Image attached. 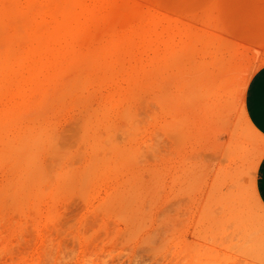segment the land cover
Returning a JSON list of instances; mask_svg holds the SVG:
<instances>
[{"label":"rangeland","instance_id":"1","mask_svg":"<svg viewBox=\"0 0 264 264\" xmlns=\"http://www.w3.org/2000/svg\"><path fill=\"white\" fill-rule=\"evenodd\" d=\"M250 32L264 35V0H0V264H264V137L247 141L238 198L213 183L227 135L202 120L224 63L247 139L244 90L264 62ZM29 132L48 177L24 185L13 147Z\"/></svg>","mask_w":264,"mask_h":264},{"label":"bare ground","instance_id":"2","mask_svg":"<svg viewBox=\"0 0 264 264\" xmlns=\"http://www.w3.org/2000/svg\"><path fill=\"white\" fill-rule=\"evenodd\" d=\"M59 3H60V1H58ZM56 3V4H58V6H59V3ZM60 4H62V3H60ZM36 5V4H35ZM44 6H47V7H49V4H47V5H44ZM61 6V5H60ZM60 6L59 7H57L56 5H55V9H57L58 8V10L56 11V13L58 12L59 13V16H60V18H62L63 17V19H61V21H64V20H66L67 18H66V16L68 17L69 16V14H67L66 12L65 13H63L64 14V16L62 15V12H64V9H66V8H64L63 9V11L61 10L62 8H60ZM63 6V5H62ZM40 7V6H39ZM43 8H45V7H43L42 6V8L41 9H43ZM127 8H128V6H127ZM125 9H126V7H125ZM124 10V9H123ZM57 13V14H58ZM66 19H65V18ZM136 19V18H135ZM69 21V20H68ZM68 21H66V22H68ZM65 22V21H64ZM62 23V22H61ZM30 52H32V51H30ZM29 52V53H30ZM28 53V54H29ZM43 53V52H42ZM45 53V52H44ZM43 53V54H44ZM28 54H26V55H28ZM30 55V54H29ZM5 56L6 55H4L3 53H0V83L1 82H3V80H4V74H5V69H4V64H5ZM23 56V58H26V56L25 55H22ZM21 56V57H22ZM219 57V56H218ZM6 58H8V57H6ZM223 58V57H222ZM7 60V59H6ZM218 60V59H217ZM216 60V61H217ZM215 61V60H214ZM218 62V61H217ZM213 63H215V62H212V64H210L211 65V67H212V65H214ZM219 63V62H218ZM217 64V63H216ZM216 64L214 65V67H212V68H214V77L211 75V74H213V71L210 69L209 70V72L210 71H212L211 73H209L208 72V74H207V76H206V78H208L207 79V84H208V89H207V91H208V97H209V102H210V106L208 105V107H209V109L208 110H210L209 112H210V118H206V115L209 113L208 111V113L206 112V110H205V114L206 115H204V117H203V122H204V120H205V122H206V120L208 121V119H210L208 122V124L210 125V127H211V130H212V132H211V130L209 131V132H211V135H214V136H212V137H215V135L217 134V133H219L220 134V131L221 132H224L226 135H227V139L225 140V141H223L221 144L220 143H216V142H213V144L212 145H214V143H216L214 146H215V150H214V148H213V150L216 152V151H222V152H220V154H218V152H216V154H218V156L219 155H223L222 157H223V159L221 158V159H219V161L221 162V161H223V162H221V164H220V162L217 164L218 166L216 167V171H215V178H214V176L212 175V179L215 181V180H217V182L215 181V182H213V180H212V182L213 183H216V185L218 186V188L217 189H219L221 186H223L222 188H223V191L222 192H225L224 191V189H227V190H229L230 189V191L228 192L229 193V195H232V193L234 194L233 196H235V195H238L237 193V188L239 187V184H240V175H239V170H240V168H241V166H242V162H243V160H244V156H245V153L246 152H248V150H249V147H248V140L250 141V139L252 138V137H254V128L252 127V125H250V124H245L246 126L244 127V130H245V133H244V138L245 137H247V139L246 140H243L242 138H241V132H242V130L238 127V124H236L235 125V122L232 120V119H234L235 120V114H234V112L231 110V107H230V105L232 104V102H231V100H230V97H231V95H230V93L228 92V91H226V88L228 87L226 84H227V82H228V80H230L231 79V69L228 67H226V65L224 64V63H221L222 65H217L216 66ZM226 64H227V62H226ZM215 66H216V68H215ZM211 75V77H213V79L212 78H210V80H209V77L210 76H208V75ZM209 82H211V83H209ZM209 84L211 85V86H209ZM207 86V85H206ZM210 88V89H209ZM69 89L70 88H68L67 89V91L69 92ZM206 92V91H205ZM199 98V97H198ZM207 100V99H206ZM208 103V102H207ZM205 107L207 108V104L205 105ZM211 108V109H210ZM103 113V112H102ZM105 113V112H104ZM103 113V115H104V117L106 116L105 114ZM102 115V116H103ZM209 115V114H208ZM11 116V115H10ZM13 117H15L14 115H12ZM123 117H126V115L125 114H123ZM205 118V119H204ZM203 122H202V124H201V127H202V125H203ZM198 123V122H197ZM237 123H238V121H237ZM196 124V123H195ZM206 124V126L208 125L207 124V122L206 123H204V125ZM203 125V126H204ZM208 125V126H209ZM180 126V125H179ZM194 126V125H193ZM199 126V125H198ZM188 127H190V126H188ZM209 127V128H210ZM178 128V127H177ZM196 128H197V126H196ZM203 129L205 128V130H207L206 129V127H202ZM208 128V127H207ZM179 129V128H178ZM198 129V128H197ZM196 129V130H197ZM201 129V128H200ZM185 130V132H186V130L187 129H184ZM106 131H108L107 133H109L110 131L109 130H106ZM178 130H176V132H177ZM188 131H189V133H190V136H193V132H190V128L188 129ZM187 131V132H188ZM195 131V130H194ZM203 131V130H202ZM202 131H200L201 132V136L199 137L200 138V140H201V142H200V140H198L197 139V141H199L200 143H202L203 144V142L205 141V142H207L208 141V137H206L205 138V135H206V133L204 132H202ZM111 132H112V130H111ZM172 132V131H171ZM28 133V132H27ZM213 133V134H212ZM35 134V133H34ZM196 134V133H195ZM211 135L209 136V137H211ZM169 136V135H168ZM177 136H178V134H177ZM184 136H186V134L184 135ZM195 136L197 137L198 135L196 134V135H194L193 137H192V139L193 138H195ZM207 136V135H206ZM187 137V136H186ZM186 137H185V139H186ZM211 137V138H212ZM172 137L170 136V139H171ZM181 138V137H180ZM190 138V137H189ZM198 138V137H197ZM174 138H172V140H173ZM184 139V137L183 138H181V140H183ZM185 139H184V142H185ZM191 139V140H192ZM196 139V138H195ZM204 139H206V140H204ZM218 139V138H217ZM216 139V140H217ZM19 140V139H18ZM37 140V139H36ZM35 140V136L33 135V134H31L30 132H29V134H25L24 136H22L21 138H20V140H19V143H18V145L16 146H14L13 147V153H14V166H15V168H16V172H17V177H16V182H18V183H21V184H24V185H30V184H38V183H40V181H42L43 179H44V177L46 176V177H48L47 175H48V173L46 174V168L43 166V164L39 161V157L41 156V155H39V157H38V152H39V154H40V151H42V149H40V146H39V144L37 143V141ZM187 141L186 142H188V139H186ZM203 140V141H202ZM213 140V139H212ZM169 141V140H168ZM193 142H194V146H195V144L197 145V141L196 140H192ZM213 141H215V139L213 140ZM173 142V141H172ZM177 142V141H176ZM176 142L174 143V144H176ZM189 142H191V141H189ZM188 142V145H190L191 147H192V144L191 143H189ZM210 142V141H209ZM208 142V143H209ZM211 143H212V141H211ZM199 144V143H198ZM210 144V143H209ZM42 145V144H41ZM169 145V144H168ZM200 145V144H199ZM199 145H197V146H199ZM103 146V144L100 146V148ZM203 146V145H202ZM214 146H212V147H214ZM221 146V147H220ZM168 147V146H167ZM180 147V146H179ZM188 147V146H187ZM201 147V146H200ZM209 147V146H208ZM120 148L121 147H117V145L116 144H111V148H108V150H111V153H113L112 155L113 156H117L118 155V153H119V151H120ZM169 148V147H168ZM175 148V147H174ZM195 147H193V149H194ZM197 148V147H196ZM210 148V147H209ZM208 148V149H209ZM220 148H221V150H220ZM121 149H123V148H121ZM186 149V148H185ZM206 149V148H205ZM199 150V149H198ZM168 151V150H167ZM201 151V150H200ZM256 152H257V156H258V154H260L261 155V153H262V147H260V146H257V148H256V150H255ZM170 152V151H169ZM194 152H195V150H194ZM209 152V151H208ZM214 152V153H215ZM42 153V152H41ZM165 153V152H164ZM172 153V152H171ZM174 153V152H173ZM199 154V153H198ZM203 154H206V153H203ZM6 155H7V152H3L2 154H1V158L2 159H4V158H6ZM165 155V154H164ZM193 155V154H192ZM259 155V156H260ZM202 156H204V155H202ZM214 156V155H213ZM256 156V157H257ZM258 156V157H259ZM215 157V156H214ZM213 157V158H214ZM219 157H221V156H219ZM218 157V158H219ZM257 157V158H258ZM188 157H186V159H187ZM190 158H193V156L192 157H190ZM194 158H195V164H192L193 166L195 165L196 166V173H195V175L197 174L198 175V177L199 178H201L202 177V173H204L203 172V162H202V157H200V154L199 155H197V153L195 154V156H194ZM193 158V159H194ZM198 158V159H197ZM203 158H205V156L203 157ZM12 160V159H11ZM255 160H256V158H255ZM112 163H114L115 161L114 160H112L111 161ZM244 163V162H243ZM13 165V164H12ZM253 165V164H252ZM206 167V166H205ZM194 170H195V168H194ZM192 172H193V170H191ZM186 172V171H185ZM195 172V171H194ZM50 173V172H49ZM50 175V177H52L51 176V174H49ZM197 175H196V177H197ZM57 176H58V174H57ZM54 177V176H53ZM197 177V178H198ZM204 177V176H203ZM221 184V185H220ZM212 186H214V184L212 185ZM211 186V187H212ZM215 187V186H214ZM228 187H229V189H228ZM254 188V187H253ZM242 189V188H241ZM212 190V189H211ZM219 190H221V189H219ZM219 190H218V193H219ZM213 191H214V189H213ZM239 192L241 191V190H238ZM132 192V191H131ZM213 193H215V192H213ZM217 193V194H218ZM227 193V192H226ZM243 193V192H242ZM256 193V192H255ZM216 194V193H215ZM214 194V195H215ZM216 194V195H217ZM224 194V193H223ZM240 194L241 193H239V195H238V198H240L239 196H240ZM222 195V194H221ZM228 195V196H229ZM242 195V194H241ZM244 195V194H243ZM242 195V196H243ZM133 196H135V195H133ZM211 196V195H210ZM227 196V195H226ZM226 196L224 195V197L226 198ZM227 196V198H231V197H228ZM232 196V197H233ZM220 197V195H218V198ZM237 198V196H236V199H238ZM209 199V198H208ZM208 199H205L206 201L208 200ZM213 199H215V197L213 198ZM242 199H244L243 197H242ZM246 199V198H245ZM227 200V199H226ZM232 200V199H231ZM234 200H235V198H234ZM234 200H232V201H234ZM218 201V200H217ZM230 201V200H229ZM244 201V200H243ZM251 201V200H250ZM218 203V202H217ZM255 203L257 204V202H256V200H255ZM251 205V204H250ZM258 205V204H257ZM259 205H261V203L259 204ZM245 206H247V207H249L248 206V204L247 205H245ZM220 207V206H219ZM259 207H261V206H259ZM216 208V207H215ZM218 208V207H217ZM246 208V207H245ZM250 208V207H249ZM262 208V207H261ZM247 209V208H246ZM246 209L244 210V211H246ZM205 211V210H204ZM212 211H215V209L214 210H212ZM219 211V210H218ZM218 211H215V212H218ZM244 211H242L243 213H244ZM247 212H248V210H247ZM204 213V212H203ZM208 213V212H207ZM206 213V214H207ZM202 214V213H201ZM201 214H200V216H201ZM210 214H212V213H210ZM250 217L252 216L253 217V215H250V214H248ZM248 216V217H249ZM203 217V216H202ZM201 217V218H202ZM224 217V216H223ZM230 217V216H229ZM251 217V218H252ZM231 218V217H230ZM234 218V217H233ZM235 218H236V216H235ZM221 219V218H220ZM250 219V218H249ZM255 219V218H254ZM232 220V219H231ZM230 220V221H231ZM257 219H255V221H256ZM224 221V220H223ZM229 221V222H230ZM251 221V220H250ZM224 222H226V220L224 221ZM233 222V221H232ZM221 225V224H220ZM227 225V224H226ZM229 225H231V223H228V225L227 226H229ZM225 228H227V227H225ZM222 229V228H221Z\"/></svg>","mask_w":264,"mask_h":264},{"label":"crops","instance_id":"3","mask_svg":"<svg viewBox=\"0 0 264 264\" xmlns=\"http://www.w3.org/2000/svg\"><path fill=\"white\" fill-rule=\"evenodd\" d=\"M245 39L246 41H243V43L249 45L248 49L252 53L259 52V49H253L250 46L251 41L258 44L256 46L264 49V35L260 32H254L252 34L250 32L249 36H246ZM243 106L250 124L264 137V62L251 72L247 80L244 90ZM255 189L259 200L264 206V155L257 167Z\"/></svg>","mask_w":264,"mask_h":264}]
</instances>
